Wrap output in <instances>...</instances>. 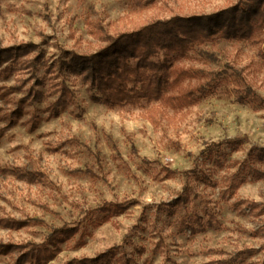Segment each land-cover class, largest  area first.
Masks as SVG:
<instances>
[{
    "label": "rangeland",
    "instance_id": "rangeland-1",
    "mask_svg": "<svg viewBox=\"0 0 264 264\" xmlns=\"http://www.w3.org/2000/svg\"><path fill=\"white\" fill-rule=\"evenodd\" d=\"M245 1L0 0V50L38 46L19 59L21 65L42 56L36 75L22 70L0 86L50 78L57 71L45 69L64 58L63 52L89 55L105 46L102 33L116 36L156 20L208 15ZM259 36L262 42H208L178 63L223 74L234 67L264 98V30ZM200 51L214 57L204 59ZM65 85L74 92L75 105L42 119L33 132L24 123L28 115L14 127L0 121V220L26 222L13 229L0 221V243H41L49 229L76 225L84 212L104 202H133L89 228L82 247H72L77 236L63 245L48 264L101 255L100 264H120L124 255L131 264H264V154L259 153L264 108L237 103L232 79L178 111L155 104L109 109L89 99L79 77L68 74ZM39 86L45 94L47 81ZM23 90L10 97L22 98ZM56 99L47 96L24 109L45 118L42 110ZM0 108L10 112L14 105L0 102ZM231 141L239 145L223 144L199 156L206 143ZM193 167L198 178L182 175ZM164 168L177 174L168 177ZM4 169L35 173L21 179ZM14 259L15 253L0 257V264Z\"/></svg>",
    "mask_w": 264,
    "mask_h": 264
},
{
    "label": "trees",
    "instance_id": "trees-1",
    "mask_svg": "<svg viewBox=\"0 0 264 264\" xmlns=\"http://www.w3.org/2000/svg\"><path fill=\"white\" fill-rule=\"evenodd\" d=\"M263 30L264 0H246L242 4L208 15L174 16L166 20H156L137 30L116 36L102 33L105 46L89 55L63 52L64 58L60 57L55 65L45 69V73L57 71L51 74L50 78L34 76L31 83L29 79H22L11 87L0 86V102L14 105V109L10 112L2 113L0 108L2 113L0 121L7 122L9 127H14L21 117L28 115L24 123L28 125V131L33 132L42 119L55 117L60 109L75 105L74 92L65 85L68 74L79 77L81 82L87 85L89 99L92 102L102 103L109 109L125 107L145 109L155 104L178 111L195 106L215 94L229 79L234 83L232 93L237 103L255 109L264 108V98L254 91L246 78L234 67H229L228 72L223 74L219 71L178 63L190 57L192 52H196V47L208 42L216 40L253 42L257 39L258 42H262L261 39L259 40V34ZM38 49L36 45L25 44L17 49L0 50V65L7 63L5 67H0V80H7L11 75H19L22 70L36 75V65L42 59L40 53L35 54L23 65L19 59ZM198 53L204 59L211 60L214 57L205 51ZM54 67L57 70H54ZM45 81H47V89L43 94L36 88L39 85L42 87ZM27 83L30 84L26 88ZM22 89L26 92L22 98L17 100L11 98L12 93L20 92ZM51 95H57V99L42 110L47 115L45 118H40L36 109L32 111L24 109L26 105L46 101V97ZM1 133L2 131L0 136ZM223 144L239 145L236 141L206 143L199 156H209L219 150ZM259 153L264 154V149ZM164 172L168 177L177 174L176 171L168 168H164ZM2 173L30 179L35 172L4 169ZM182 175L187 178H198L194 167L182 172ZM132 203L104 202L99 208L84 212L76 225L49 229V234L41 243H0V257L15 253V259L11 264H48L62 251L63 245H69L77 236L72 247H82L89 228L100 227L110 218L124 213L128 209L127 206ZM0 221L5 227L13 229L26 225L24 221L12 219ZM115 247L114 251L119 248ZM103 257L101 255L92 259H74L65 264H100ZM120 264H131V258L124 255Z\"/></svg>",
    "mask_w": 264,
    "mask_h": 264
}]
</instances>
